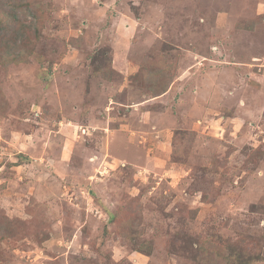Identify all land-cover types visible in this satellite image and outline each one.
<instances>
[{
    "label": "rangeland",
    "instance_id": "374dc122",
    "mask_svg": "<svg viewBox=\"0 0 264 264\" xmlns=\"http://www.w3.org/2000/svg\"><path fill=\"white\" fill-rule=\"evenodd\" d=\"M9 1L0 264H264V0Z\"/></svg>",
    "mask_w": 264,
    "mask_h": 264
},
{
    "label": "trees",
    "instance_id": "16d2710c",
    "mask_svg": "<svg viewBox=\"0 0 264 264\" xmlns=\"http://www.w3.org/2000/svg\"><path fill=\"white\" fill-rule=\"evenodd\" d=\"M23 4L24 0L20 1V4ZM0 10L4 11V12H8L10 11H14L13 6L11 4V2L9 0H0ZM14 13H10L7 15V17L9 18L10 16H12ZM6 24V25H5ZM3 26L0 27V35H4L7 36L8 38L11 39L10 44L11 45H16V37L18 35L17 29H15V25L7 22L5 23ZM18 25H21V23H18ZM1 44H3L5 47H10L9 43H5L3 41H0Z\"/></svg>",
    "mask_w": 264,
    "mask_h": 264
}]
</instances>
